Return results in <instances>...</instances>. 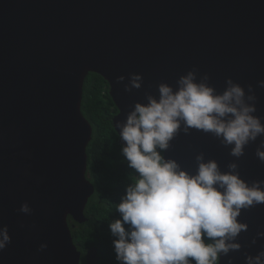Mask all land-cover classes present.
Here are the masks:
<instances>
[{
    "label": "water",
    "instance_id": "water-1",
    "mask_svg": "<svg viewBox=\"0 0 264 264\" xmlns=\"http://www.w3.org/2000/svg\"><path fill=\"white\" fill-rule=\"evenodd\" d=\"M193 69L217 93L229 78L246 93L251 85L254 115L264 123L257 84L264 80V0H0V227L11 238L0 264H80L68 218L87 222L94 194L86 177L92 128L81 113L85 78L95 73L108 84L114 127L146 94L158 97L159 83L175 89ZM130 74L142 77L139 89ZM261 140L237 159L210 133L191 129L178 132L163 155L191 174L198 153L221 171L235 162L250 184L264 180L255 155ZM25 202L30 215L19 211ZM237 219L248 226L236 238L241 247L217 264H245L246 255L264 250L257 236L264 204Z\"/></svg>",
    "mask_w": 264,
    "mask_h": 264
},
{
    "label": "clouds",
    "instance_id": "clouds-1",
    "mask_svg": "<svg viewBox=\"0 0 264 264\" xmlns=\"http://www.w3.org/2000/svg\"><path fill=\"white\" fill-rule=\"evenodd\" d=\"M141 79L130 74L131 88L139 89ZM225 83L217 93L207 74L197 81L196 71L189 70L177 79L175 89L159 83L158 97L146 94V103H135L125 120L116 122L121 155L136 174L116 205L120 218L109 224L117 264H217L221 256L240 249L236 238L248 226L237 218L242 209L264 204V180L249 184L235 162L221 171L203 153L196 155L191 174L163 155L180 131L210 133L237 159L250 142L264 136V123L254 115L252 86L246 93L230 78ZM257 84L264 88V80ZM131 88L125 85V91ZM262 149L264 140L255 152L264 163ZM19 211L30 215L32 209L25 202ZM257 236L264 237V232ZM10 241L7 226L0 227V250ZM46 247L40 245L41 250ZM245 264H264V250L246 255Z\"/></svg>",
    "mask_w": 264,
    "mask_h": 264
},
{
    "label": "trees",
    "instance_id": "trees-1",
    "mask_svg": "<svg viewBox=\"0 0 264 264\" xmlns=\"http://www.w3.org/2000/svg\"><path fill=\"white\" fill-rule=\"evenodd\" d=\"M81 113L92 128L86 149V177L94 187V194L84 211L87 222L77 224L68 218V224L73 243L81 255L80 264H117L109 224L120 218L116 205L136 174L127 167L121 155L112 122L117 110L109 96L108 84L95 73L84 80Z\"/></svg>",
    "mask_w": 264,
    "mask_h": 264
},
{
    "label": "rangeland",
    "instance_id": "rangeland-1",
    "mask_svg": "<svg viewBox=\"0 0 264 264\" xmlns=\"http://www.w3.org/2000/svg\"><path fill=\"white\" fill-rule=\"evenodd\" d=\"M91 259H92V258L90 257V258H89V261H91Z\"/></svg>",
    "mask_w": 264,
    "mask_h": 264
},
{
    "label": "flooded vegetation",
    "instance_id": "flooded-vegetation-1",
    "mask_svg": "<svg viewBox=\"0 0 264 264\" xmlns=\"http://www.w3.org/2000/svg\"><path fill=\"white\" fill-rule=\"evenodd\" d=\"M90 256H91V255H90ZM90 256H88V260H89Z\"/></svg>",
    "mask_w": 264,
    "mask_h": 264
}]
</instances>
